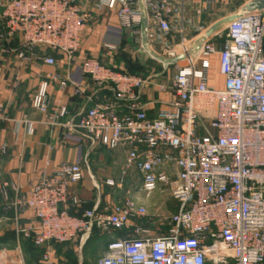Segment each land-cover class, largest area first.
<instances>
[{
	"label": "built area",
	"instance_id": "obj_1",
	"mask_svg": "<svg viewBox=\"0 0 264 264\" xmlns=\"http://www.w3.org/2000/svg\"><path fill=\"white\" fill-rule=\"evenodd\" d=\"M85 2L0 0V42L19 38L23 59L53 67L58 55L72 67L97 9L115 11L122 28L135 29L136 34L145 26L147 51L161 64V73L145 76L97 59L84 60L82 75L94 89L91 107L69 127L93 145L126 149L121 180H108L107 186L122 188L123 179L135 172L140 196L167 193L177 210L156 222L139 205V197H127L120 204L75 215L71 209L82 207V200L71 187L83 180L82 167L62 163L51 172L45 169L29 199L14 204L34 213L37 224L25 236L43 249L37 264H52V244L85 243L94 231H126L108 243L98 264H264V8L243 13L194 54L192 41L208 28L199 26L193 40L183 39L189 3L209 8L214 0ZM224 35L218 49L215 41ZM214 56L223 78L220 88L210 84ZM178 58L182 60L173 63ZM174 66L177 72L170 83L161 80ZM50 80L40 84L32 107L44 115L46 125L56 127L69 110L51 107ZM70 83L67 77L60 86L65 89ZM81 92L76 87V94ZM152 92L161 96L158 102L164 106L156 114L151 113ZM206 96L216 102L215 116L208 119L197 106ZM6 120L0 103V124ZM28 131L33 133L32 124ZM8 188L20 191L3 184L5 199ZM137 218L147 223L136 225Z\"/></svg>",
	"mask_w": 264,
	"mask_h": 264
},
{
	"label": "crops",
	"instance_id": "obj_2",
	"mask_svg": "<svg viewBox=\"0 0 264 264\" xmlns=\"http://www.w3.org/2000/svg\"><path fill=\"white\" fill-rule=\"evenodd\" d=\"M85 1L83 0V4ZM251 1L257 0H214L209 8L205 4L200 7L190 2L187 10L190 21L183 39L193 40L199 26L210 29L217 22L239 14ZM200 8L204 10L201 15H197ZM225 27L219 32L225 30ZM136 30L137 34L135 29L122 28L115 11L97 9L83 35L81 49L72 67L58 55L57 65L53 67L40 61L23 59L24 45L19 38L0 42V103L8 117V120L0 124V264H37L41 258L43 249L35 247L32 239L25 236V231L37 224L34 213L14 204L19 198L29 199L43 170L51 172L62 163H77L82 167L83 180L71 187L72 193L82 200V207L71 209V213L75 215H81L89 208L115 204L116 194H121L120 190L125 188L132 177H137L135 172H130L123 179L122 188L107 186L108 180H121L126 149L112 151L93 145L82 133L69 127L70 123L77 121L91 107L90 97L94 89L82 75L81 65L84 60L97 59L106 66L145 76L161 73V64L151 59L147 51L145 26ZM224 39L225 35L215 41L218 49ZM177 40L174 38V43ZM197 41L198 39L192 41V50ZM110 47L114 49L111 50ZM212 64L215 68L210 84L220 88L223 86V78L216 70L217 56L212 58ZM173 70L175 75L177 69L174 66L170 75L161 80L170 83ZM53 77L57 79H52ZM67 77L71 83L62 89L60 82ZM50 78L48 96L51 107L65 106L69 110V116L56 127L46 125L44 115L32 107L33 97L40 84ZM76 87L82 92L76 94ZM160 98L158 93L152 92V114L163 109L164 106L158 102ZM197 106L203 117L215 116L216 102L213 98L201 97L197 100ZM29 124L33 127L32 134L28 131ZM5 183L18 186L19 193L8 188V199H5L1 193ZM127 195L126 198L139 197V205L146 208L150 207L151 200H157V194L149 199L140 196L138 192L134 195L128 192ZM170 200L175 212L177 204L171 197ZM172 205L169 207L162 203L161 207L167 206L173 211ZM152 215L155 216L154 221L160 220L159 215ZM134 221L139 226L147 223L146 218ZM124 236L126 231L111 234L94 231L85 243L75 241L69 244H52L48 250L51 252L52 264H98L108 243Z\"/></svg>",
	"mask_w": 264,
	"mask_h": 264
},
{
	"label": "rangeland",
	"instance_id": "obj_3",
	"mask_svg": "<svg viewBox=\"0 0 264 264\" xmlns=\"http://www.w3.org/2000/svg\"><path fill=\"white\" fill-rule=\"evenodd\" d=\"M171 76H174V70L171 71ZM205 119H208L206 117H204ZM140 187V180L134 176L132 177V179L127 182L125 188L121 189L120 193H117L115 196V204H120L122 203L125 199L126 196H128V192L132 193V195L136 194L139 190ZM120 194V195H119ZM157 194V200H159L160 202L158 203L157 200H151L150 202V207H147V210L149 212V214H157L159 215L161 218H168L171 214H173L174 212V204L172 205V201L170 200V196L165 193V194H160L159 192L156 193ZM162 195V196H161ZM162 203H164L165 205H168L169 207L172 205L173 207V211H171V209H168L169 207H161ZM171 207V208H172ZM153 230L157 231L158 229L154 228ZM162 232V231H160ZM160 232H156L157 235L160 234Z\"/></svg>",
	"mask_w": 264,
	"mask_h": 264
},
{
	"label": "water",
	"instance_id": "obj_4",
	"mask_svg": "<svg viewBox=\"0 0 264 264\" xmlns=\"http://www.w3.org/2000/svg\"><path fill=\"white\" fill-rule=\"evenodd\" d=\"M264 8V2L257 0V1H251L245 5V7L241 10V12L237 15L231 16L229 18H226L224 20H221L214 24L210 29H208L202 37H200L194 46L193 53L197 54L202 46L204 45V42L207 38L214 36L217 32L222 30L225 26H227L229 23L237 20L243 13H251L256 12ZM182 58H178L173 61V63H177L178 61H181Z\"/></svg>",
	"mask_w": 264,
	"mask_h": 264
}]
</instances>
